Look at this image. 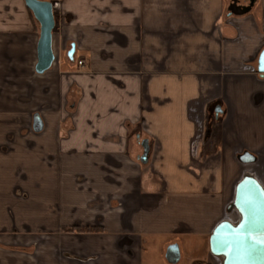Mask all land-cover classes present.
<instances>
[{
	"label": "crops",
	"instance_id": "crops-1",
	"mask_svg": "<svg viewBox=\"0 0 264 264\" xmlns=\"http://www.w3.org/2000/svg\"><path fill=\"white\" fill-rule=\"evenodd\" d=\"M53 1L55 62L40 75L39 23L0 0V78L20 91L4 104L0 90V264H144L145 238L147 264L153 250L223 264L210 238L241 223L238 184L264 188V0ZM20 106L30 124L2 119ZM128 121L150 138L137 177L94 151L127 147ZM102 160L113 170H79Z\"/></svg>",
	"mask_w": 264,
	"mask_h": 264
},
{
	"label": "water",
	"instance_id": "water-1",
	"mask_svg": "<svg viewBox=\"0 0 264 264\" xmlns=\"http://www.w3.org/2000/svg\"><path fill=\"white\" fill-rule=\"evenodd\" d=\"M40 25V37L37 44V74H44L55 62L52 48L55 16L53 4L44 0H24ZM258 71L264 74V49L258 60ZM35 129H42L40 117H35ZM146 151L148 147L146 146ZM147 154V153H146ZM147 161V156L142 162ZM235 207L242 221L238 226L228 222L221 223L210 238L211 251L223 256V264H264V188L252 178H244L237 186ZM170 262L175 259L169 257Z\"/></svg>",
	"mask_w": 264,
	"mask_h": 264
},
{
	"label": "rangeland",
	"instance_id": "rangeland-1",
	"mask_svg": "<svg viewBox=\"0 0 264 264\" xmlns=\"http://www.w3.org/2000/svg\"><path fill=\"white\" fill-rule=\"evenodd\" d=\"M18 86V84H17ZM3 90V93H2V102L5 104L6 102L10 103V101L14 102L15 104L17 103V99H18V94H19V89L17 87H15L14 89H11L10 88V84L6 83L5 81V78L2 79V77L0 78V90ZM7 89H10V91H8ZM10 92V93H9ZM74 93H72L71 95V99L72 101H75V94L73 95ZM7 97L10 99V101H7ZM11 97H12V100H11ZM73 104V103H72ZM69 109L73 110V107L71 108V106H69ZM10 112H13V114H11L14 118V120L12 119L13 122H19V123H31L33 120L31 119V116H29V114L27 113V110L25 107H3V120H6V117L8 115H10ZM90 113V111L88 112V114ZM18 114V115H17ZM28 114V115H27ZM5 117V118H4ZM2 120V121H3ZM6 121H9L8 119ZM82 123H85L84 121H82ZM130 121H128L126 123V126L129 127L128 129V132H127V135H125V139H127V143H128V146L127 147H123V146H115V147H110L107 148L106 147H99V148H96L94 149V151L97 153V154H102L101 152H110L109 154L111 155V157H115V160H117L116 162V165H120L124 170H128L130 171L131 175L137 177L139 176L138 174L143 172V171H146V170H149L151 169V166L152 164L151 163V157L148 159L147 158V161L144 163L142 161H140V156H144V153H145V150L143 148V145L142 143L146 140V139H150L149 138V134L147 131L145 130H139V128L137 129H133V128H130ZM83 128H85V130L83 132L80 133V135H82L81 137H79V139L83 138V139H87L89 138V134H90V127L86 124H83L82 125ZM71 149V148H69ZM72 149H76V150H85V149H91L90 147L88 148H85V147H76V148H72ZM71 149V150H72ZM93 151V152H94ZM90 153V152H88ZM146 154V153H145ZM94 165H97L100 169V174L99 175H102V172L103 170H113L110 168V166H108V164L105 162V160L103 161H100L95 164H91L90 162H88V164H86L84 166V163H79V170L80 171H94L96 169H92V166ZM166 166H170L172 165L171 163L170 164H164ZM89 167V168H86V167ZM150 166V168H149ZM84 167V168H83ZM87 169V170H86ZM165 169V168H164ZM117 170V168L115 169ZM170 168H167L166 171H169ZM165 171V170H163ZM117 172V171H115ZM87 178L84 177V180L83 181H86ZM92 179V178H91ZM81 181V179H79ZM93 180V179H92ZM93 183V186L91 187V189L93 188H98L99 185H102V181L100 179V183L96 182V180L92 181ZM95 190V189H94ZM86 196V195H85ZM91 195H88V200L90 199ZM102 198V201L104 202V206L108 208V206L110 207V201L106 198V196H100ZM107 211V210H106ZM160 240L155 241L157 243H159ZM152 244H153V241L152 239H149V238H145L144 239V258H143V262L144 264H147V262H149V259L151 258V253H152ZM158 249V248H157ZM155 253V256H153V259L152 262L153 264H164V260L161 259L160 257V253L157 251V250H153Z\"/></svg>",
	"mask_w": 264,
	"mask_h": 264
},
{
	"label": "built area",
	"instance_id": "built-area-1",
	"mask_svg": "<svg viewBox=\"0 0 264 264\" xmlns=\"http://www.w3.org/2000/svg\"><path fill=\"white\" fill-rule=\"evenodd\" d=\"M46 1H50L52 4H53V8H54V6H55V2H53V0H46ZM78 67L80 68V69H83L84 67H85V61L84 60H78Z\"/></svg>",
	"mask_w": 264,
	"mask_h": 264
},
{
	"label": "trees",
	"instance_id": "trees-1",
	"mask_svg": "<svg viewBox=\"0 0 264 264\" xmlns=\"http://www.w3.org/2000/svg\"><path fill=\"white\" fill-rule=\"evenodd\" d=\"M44 1H46V0H44ZM54 2V1H53ZM31 14H32V16L34 17V15H33V13L31 12ZM34 20H36L35 19V17H34ZM37 22V21H36ZM79 229V231H83V232H91L92 230H91V228H78ZM69 231H72V229H70Z\"/></svg>",
	"mask_w": 264,
	"mask_h": 264
}]
</instances>
